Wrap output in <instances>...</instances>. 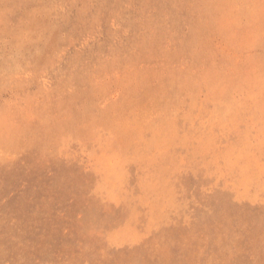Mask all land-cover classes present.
Listing matches in <instances>:
<instances>
[{
  "label": "rangeland",
  "instance_id": "rangeland-1",
  "mask_svg": "<svg viewBox=\"0 0 264 264\" xmlns=\"http://www.w3.org/2000/svg\"><path fill=\"white\" fill-rule=\"evenodd\" d=\"M0 264H264V0H0Z\"/></svg>",
  "mask_w": 264,
  "mask_h": 264
}]
</instances>
